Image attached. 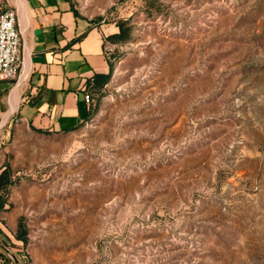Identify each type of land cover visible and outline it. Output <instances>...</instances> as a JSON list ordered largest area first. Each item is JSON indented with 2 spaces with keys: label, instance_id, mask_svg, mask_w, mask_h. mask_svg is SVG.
Returning a JSON list of instances; mask_svg holds the SVG:
<instances>
[{
  "label": "rangeland",
  "instance_id": "1",
  "mask_svg": "<svg viewBox=\"0 0 264 264\" xmlns=\"http://www.w3.org/2000/svg\"><path fill=\"white\" fill-rule=\"evenodd\" d=\"M67 1L106 34L109 78L53 134L1 117L0 83L1 246L19 264H264V0Z\"/></svg>",
  "mask_w": 264,
  "mask_h": 264
},
{
  "label": "crops",
  "instance_id": "2",
  "mask_svg": "<svg viewBox=\"0 0 264 264\" xmlns=\"http://www.w3.org/2000/svg\"><path fill=\"white\" fill-rule=\"evenodd\" d=\"M0 6L17 12L23 56L18 81L0 82L1 97L7 92L1 117H17L40 133L71 130L87 115L86 82L109 72L106 34L75 17L67 0H0ZM0 264H19L1 244Z\"/></svg>",
  "mask_w": 264,
  "mask_h": 264
},
{
  "label": "built area",
  "instance_id": "3",
  "mask_svg": "<svg viewBox=\"0 0 264 264\" xmlns=\"http://www.w3.org/2000/svg\"><path fill=\"white\" fill-rule=\"evenodd\" d=\"M21 47L22 38L17 28L16 10L0 6V82H16L21 77ZM83 100L89 107L91 98L88 91L85 92Z\"/></svg>",
  "mask_w": 264,
  "mask_h": 264
},
{
  "label": "trees",
  "instance_id": "4",
  "mask_svg": "<svg viewBox=\"0 0 264 264\" xmlns=\"http://www.w3.org/2000/svg\"><path fill=\"white\" fill-rule=\"evenodd\" d=\"M71 12L74 14L75 17H78L77 12L75 10H73L72 8H71ZM119 29H120L119 33L114 34V35L109 37L110 40H122V39H124V36H125L124 30L121 27H119ZM80 38H82V36L77 38L75 41H78ZM108 78H109V75L95 74L92 77L91 81L86 82V86L88 89L100 87V86H102L103 83H105L108 80ZM9 173H10L9 169L6 167L2 172H0V211L3 209L4 204L6 202L5 198L2 196L1 193L6 189V187L8 185H10L12 183V181L9 178ZM16 239L21 241V242L25 241L22 234L17 235Z\"/></svg>",
  "mask_w": 264,
  "mask_h": 264
}]
</instances>
